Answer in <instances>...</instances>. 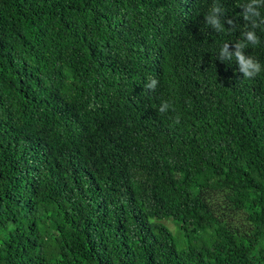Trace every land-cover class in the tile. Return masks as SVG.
I'll return each instance as SVG.
<instances>
[{
  "label": "trees",
  "instance_id": "16d2710c",
  "mask_svg": "<svg viewBox=\"0 0 264 264\" xmlns=\"http://www.w3.org/2000/svg\"><path fill=\"white\" fill-rule=\"evenodd\" d=\"M241 5L264 18V0H0V264H264V25L255 78L218 58Z\"/></svg>",
  "mask_w": 264,
  "mask_h": 264
},
{
  "label": "clouds",
  "instance_id": "9594fccd",
  "mask_svg": "<svg viewBox=\"0 0 264 264\" xmlns=\"http://www.w3.org/2000/svg\"><path fill=\"white\" fill-rule=\"evenodd\" d=\"M253 4L260 3L261 0H252ZM242 10L246 8V10L242 11V16L244 21L251 20V25H247L245 30L242 32L243 39L239 42L231 45L233 51H230V44L225 43L219 52V60L221 62L225 60H231L233 57L235 58L236 63L238 64L239 72L243 74L245 79H253L255 78L261 71L262 65L260 62L253 58L252 56H245L244 49L249 45H258L260 43V38L257 36L255 29L264 25V18H261L259 23L256 20L252 19L249 16V13H253L256 17L260 16L259 11H256L252 8L251 5L247 7L245 5H241ZM224 9L218 5L213 4L211 11L206 15L205 21L208 25H210L217 32L223 31L224 26L221 22V17L223 16ZM227 24L233 25V21L231 19L227 20ZM251 27L252 30H248ZM157 80L154 78L150 80V83L146 85L148 89H155L157 85ZM170 108V105L167 102H164L159 111L161 113L166 112ZM176 123H179V117H176Z\"/></svg>",
  "mask_w": 264,
  "mask_h": 264
},
{
  "label": "rangeland",
  "instance_id": "374dc122",
  "mask_svg": "<svg viewBox=\"0 0 264 264\" xmlns=\"http://www.w3.org/2000/svg\"><path fill=\"white\" fill-rule=\"evenodd\" d=\"M231 221L233 223H235L237 226H243L244 224H246L245 216H243V215H237V216L233 217V219ZM162 222L168 227V229L172 232V234L178 240L181 239V234H180L179 230L177 229V226L172 221L163 220Z\"/></svg>",
  "mask_w": 264,
  "mask_h": 264
}]
</instances>
